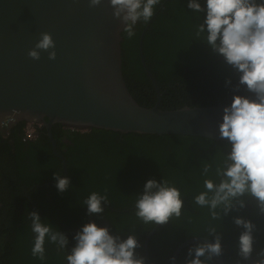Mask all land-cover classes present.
<instances>
[{"label": "trees", "instance_id": "trees-1", "mask_svg": "<svg viewBox=\"0 0 264 264\" xmlns=\"http://www.w3.org/2000/svg\"><path fill=\"white\" fill-rule=\"evenodd\" d=\"M199 3L206 7V0ZM187 4L188 0H161L149 22L141 20L135 24L134 36L129 38L124 32L123 73L135 99L145 107H153L156 100L154 85L141 62L142 36L146 65L164 94L162 109L231 104L234 95L254 99L243 87L235 91L238 74L204 42L206 34L196 36L197 26L203 23L206 12L193 13ZM131 61L135 63L133 69ZM131 78L138 92L132 88ZM229 80L231 84L227 83ZM57 127L64 128L61 124ZM73 134L79 140L90 141L78 154L65 155L70 174L67 191L61 193L57 187L49 186L46 189L50 199L37 189L30 194L31 200L26 197L22 201L18 193L14 196L12 192L10 199L3 200L5 182L0 175V204H4L0 208V264H67L66 256L76 244L75 234L89 222L107 227L111 235H118L121 240L134 235L140 245L135 249L136 256L149 264L142 240L156 224H145L136 217L135 202L150 179L158 183L167 181L180 191L184 201L181 216H173L167 224L160 225L150 239L153 264H173V252L191 238L206 237L214 241V236H209L210 228H216L222 237L225 264H255L260 258L258 253L264 250V214L254 198L243 197L245 207L237 206L226 216L221 213V221L212 219L208 207L194 203V198L205 191V179L219 183L215 169L223 167L230 144L200 137L123 135L98 129ZM205 164L211 166L207 176L203 174ZM92 192L107 195L101 215H88L83 205ZM30 212H37L42 222L67 236L69 243L65 250L59 251L46 238L45 260L32 256L35 234L27 217ZM235 218L255 225L252 258L247 261L238 255L239 236L244 229L234 224ZM199 244L202 242L185 247L178 256V264L194 258L188 256V250ZM162 253L165 258L160 259ZM205 264H218V259L214 257Z\"/></svg>", "mask_w": 264, "mask_h": 264}, {"label": "water", "instance_id": "water-1", "mask_svg": "<svg viewBox=\"0 0 264 264\" xmlns=\"http://www.w3.org/2000/svg\"><path fill=\"white\" fill-rule=\"evenodd\" d=\"M112 13L110 0L94 8L89 0H0V126L11 120L61 124L80 132L200 137L229 144L220 139L219 124L230 104L162 109L161 98L153 107L135 99L123 73L124 32ZM41 33H49L55 42L54 61L43 51L38 61L28 56ZM140 56L155 82L145 62L143 36ZM158 227L146 237L147 261L148 243ZM197 242L214 241L195 237L183 242L173 264L185 247ZM218 261L225 264L222 254Z\"/></svg>", "mask_w": 264, "mask_h": 264}, {"label": "clouds", "instance_id": "clouds-1", "mask_svg": "<svg viewBox=\"0 0 264 264\" xmlns=\"http://www.w3.org/2000/svg\"><path fill=\"white\" fill-rule=\"evenodd\" d=\"M101 3L102 0H89V7H98ZM160 3L161 0H110L112 15L121 22L122 30L129 38L135 35V24L141 20L149 22ZM187 7L196 14L206 12L203 23L197 26L196 36L206 34L204 42L238 74L235 91L243 87L255 97L234 95L230 106L223 109L219 136L229 142L230 151L223 167L215 169L219 183L205 179V191L194 198V203L208 207L212 219L221 221V213L226 216L237 206L245 207L242 198L250 196L264 214V0H206V7H202L199 0H188ZM55 47L52 36L41 33L28 56L38 61L43 51L54 61L57 57ZM227 83L231 84V81ZM210 170L211 166L205 164L203 174L207 176ZM54 179L59 192L69 189V178L55 173ZM106 202L107 195L92 192L83 205L87 207L88 215H101L104 213L102 205ZM183 206L184 201L176 187L164 180L158 183L150 179L144 185L143 193L137 196L135 215L145 224L164 225L173 216L179 218ZM27 217L35 234L31 249L34 258L45 260L46 238L59 251L66 249L69 241L65 234L42 222L37 212L27 213ZM234 224L244 229L239 236L238 255L245 261L250 260L255 225L243 218H235ZM209 236H214V242L190 248L188 256L194 258L186 264H205L222 254V237L217 229L210 228ZM74 240L76 244L66 256L67 264H145L144 258L135 254L140 245L134 235L121 240L120 236L111 235L107 227L89 222L75 234ZM258 256L255 264H264V250Z\"/></svg>", "mask_w": 264, "mask_h": 264}, {"label": "flooded vegetation", "instance_id": "flooded-vegetation-1", "mask_svg": "<svg viewBox=\"0 0 264 264\" xmlns=\"http://www.w3.org/2000/svg\"><path fill=\"white\" fill-rule=\"evenodd\" d=\"M131 64L133 69L135 63L131 61ZM149 78L151 79L150 76ZM151 82L156 92V100H154V103L156 105L161 98L162 105L164 94L162 93L161 97H159L154 83L161 90L160 85L152 79ZM134 84L131 78V85L133 86ZM132 88L138 92L136 85ZM22 123L12 121L0 126V175L5 182V196L3 195V200L10 199L12 194L16 196V193H18L17 197L21 200L26 197L31 200L32 197L30 194L37 189L40 193L46 194V197L50 199L51 196L47 193L49 190L46 188L49 186L56 187L57 182L53 178L54 174L59 173L64 177H70L65 155L67 154L70 157L74 153L78 154L84 144L88 143L90 139L79 140V137H76L73 133H80V131H73L64 126V128H58L57 125L51 126L49 123L37 125H28L25 123L23 126ZM49 175L52 177H49ZM48 177L53 180L47 179ZM7 186H10V189H7ZM8 204H6L7 208ZM2 205L4 204L1 203L0 206L2 207ZM142 244L144 247V256L147 261L148 259L145 253V247H147L146 238H144V241L142 240ZM163 253L160 259L165 258ZM173 253L175 254L176 251ZM149 261L152 262V259H149ZM149 261L147 262L149 263Z\"/></svg>", "mask_w": 264, "mask_h": 264}, {"label": "built area", "instance_id": "built-area-1", "mask_svg": "<svg viewBox=\"0 0 264 264\" xmlns=\"http://www.w3.org/2000/svg\"><path fill=\"white\" fill-rule=\"evenodd\" d=\"M9 122H11V120H8V121H6V122H4V123H9Z\"/></svg>", "mask_w": 264, "mask_h": 264}]
</instances>
